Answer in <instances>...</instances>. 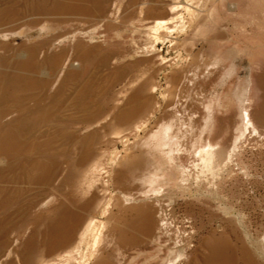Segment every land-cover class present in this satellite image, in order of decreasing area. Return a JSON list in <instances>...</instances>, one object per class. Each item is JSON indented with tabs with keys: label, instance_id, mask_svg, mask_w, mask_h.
<instances>
[{
	"label": "rangeland",
	"instance_id": "obj_1",
	"mask_svg": "<svg viewBox=\"0 0 264 264\" xmlns=\"http://www.w3.org/2000/svg\"><path fill=\"white\" fill-rule=\"evenodd\" d=\"M174 1L0 0V264H264V0Z\"/></svg>",
	"mask_w": 264,
	"mask_h": 264
},
{
	"label": "bare ground",
	"instance_id": "obj_2",
	"mask_svg": "<svg viewBox=\"0 0 264 264\" xmlns=\"http://www.w3.org/2000/svg\"><path fill=\"white\" fill-rule=\"evenodd\" d=\"M176 1V0H175ZM174 1V2H175ZM176 2H178V0L176 1ZM181 4H182V7H184V10L186 11V12H188L192 17L195 15V12H194V9H193V7L191 8L190 6L191 5H189L188 4V2H187V0H183V1H181ZM176 6V5H175ZM177 6H178V4H177ZM198 7V6H197ZM177 8V7H176ZM173 10V9H172ZM175 14V13H174ZM181 16V15H180ZM193 19V18H192ZM178 22H182V20L181 21H178ZM167 21H165V20H163V21H160V22H158L157 21V23L155 24L156 26H155V28H154V30L156 31V30H159V29H167V30H169V27H167L166 25H167ZM154 24V23H153ZM152 28H153V26H152ZM173 28H175V27H173ZM185 28V26L184 27H182V29L181 30H185L184 29ZM173 30H171V31H169V33L171 34V32H172ZM179 31V30H178ZM157 34V33H156ZM159 37V36H158ZM169 37H170V35H169ZM155 39H157L158 40V38H156L155 37ZM153 46V45H152ZM246 118V117H245ZM209 151V149L207 150V152ZM212 153H209V156L211 155ZM211 159V158H210Z\"/></svg>",
	"mask_w": 264,
	"mask_h": 264
}]
</instances>
